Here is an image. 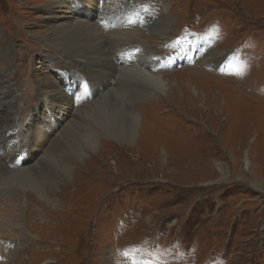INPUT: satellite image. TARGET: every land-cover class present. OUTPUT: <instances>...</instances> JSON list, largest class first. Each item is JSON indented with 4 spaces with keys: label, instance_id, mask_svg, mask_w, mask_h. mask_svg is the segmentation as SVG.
Here are the masks:
<instances>
[{
    "label": "rangeland",
    "instance_id": "1",
    "mask_svg": "<svg viewBox=\"0 0 264 264\" xmlns=\"http://www.w3.org/2000/svg\"><path fill=\"white\" fill-rule=\"evenodd\" d=\"M59 1L0 0V84H16L22 121L36 115L50 59L54 73L67 60L43 41L56 25L45 6ZM153 1H126L100 25L143 22L139 38L163 59L147 63L169 92L113 81L108 90L141 115L136 140L99 137L102 152L85 151L57 187L20 178L14 194H0V264H264V0H161L169 42L145 27ZM118 50L117 65L139 62L141 46ZM65 102L40 101V114L51 104L67 116L53 140L74 119ZM144 132L161 142L148 146ZM48 167L37 171L43 184Z\"/></svg>",
    "mask_w": 264,
    "mask_h": 264
},
{
    "label": "bare ground",
    "instance_id": "2",
    "mask_svg": "<svg viewBox=\"0 0 264 264\" xmlns=\"http://www.w3.org/2000/svg\"><path fill=\"white\" fill-rule=\"evenodd\" d=\"M126 1L130 2V0H60L45 6L46 14L56 19V25L52 26L53 37H45L42 40L48 48L64 54L67 60L62 61V68L55 67L57 73H54L53 64L55 62L50 59L48 68L53 77L47 78L46 83L40 84L39 107L38 110L36 107L33 108L36 115L31 116L30 121H28L29 117L22 121L19 109L15 108L19 102V100L16 101L18 97L16 84L10 82L0 84V106L3 105V110H0V137L6 136L0 141V162L7 167L6 169L0 164L1 195L7 197L14 194L16 182L20 178L27 181L32 189H37V185L57 187L61 177V180L70 179L72 165L77 159L85 157V151L99 150L97 155L102 152L101 145L97 141L99 137H107L115 142L129 144L136 140L139 129L140 131L143 129L141 115L131 102L115 91L108 90L113 88V81L115 83L122 81V84L132 87V90L135 89L137 82V87L141 84L138 93L147 91L155 95V91H158L166 96L169 92V80L166 81L164 75L152 73L151 65L147 63V57L157 55H154L153 50L139 38L137 29L143 26V22L138 19L136 22H127L121 30L115 22L111 26L113 29L102 32V29H106L100 25L104 22L105 13L119 12L123 4L128 3ZM153 2L157 8L145 11L148 20L147 23L145 22V27H151L159 38L169 42L171 39L168 35L170 33L168 25L171 21L164 11V2L161 0ZM65 5L72 15L67 10L58 11V8H65ZM154 11L159 16L153 14ZM120 46L125 49L126 46L128 48L141 46V52L136 54L139 62L130 66H125L124 63L117 65L116 61L121 52L118 50ZM9 49L8 47V52ZM178 57H181V54ZM173 58H168L165 62ZM155 59L163 63L162 58L155 57ZM124 74L125 80L120 78ZM139 80L142 82L140 83ZM20 87L23 88L21 85ZM43 100L44 103L52 102L59 106L70 100L69 107L72 109L71 114L74 119L71 125L64 126L63 132L57 134L54 140L51 137L60 131L67 116L64 112H59L57 108H54L57 106L51 104L45 105L40 114V101L43 102ZM11 116H14V123L10 121ZM147 137L144 132L142 138L145 144L147 140L148 146L161 142L160 138L154 137L148 140ZM72 141L76 142V145ZM33 142L38 144L36 148L40 149V154L36 155L35 148L32 146ZM61 147H67L64 156H50L51 152L54 154ZM23 149L27 151L22 155L20 151ZM45 155L51 159L50 162L44 160ZM54 160H56L55 163ZM47 164L51 168L47 169L48 175L41 177L45 180L43 184L38 180L37 171L41 170L42 165L46 167ZM248 166L247 161L246 170ZM53 177L55 180L52 179ZM16 220H18L17 217ZM8 224H13V222H7ZM138 264L151 263L143 261Z\"/></svg>",
    "mask_w": 264,
    "mask_h": 264
}]
</instances>
